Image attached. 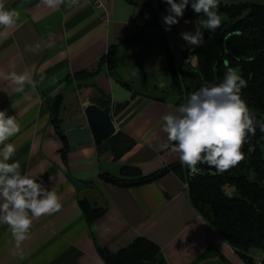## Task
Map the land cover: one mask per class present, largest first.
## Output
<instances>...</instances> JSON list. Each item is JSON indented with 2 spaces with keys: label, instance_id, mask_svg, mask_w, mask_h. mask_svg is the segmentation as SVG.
I'll return each instance as SVG.
<instances>
[{
  "label": "crops",
  "instance_id": "0c3cea01",
  "mask_svg": "<svg viewBox=\"0 0 264 264\" xmlns=\"http://www.w3.org/2000/svg\"><path fill=\"white\" fill-rule=\"evenodd\" d=\"M136 1L104 0V7L96 8L90 0H63L55 6L44 0H0L4 10L19 13L12 27L0 25V110L15 116L20 126L5 141L16 148L7 162L19 161L21 175L55 190L62 204L59 212L35 218L19 246L8 225L0 223V264H107L99 245L117 252L139 236L156 242L167 264H246L193 206L176 172L130 187L109 179L121 177L128 165L149 176L180 163L171 146L161 147L167 142L162 116L179 115L177 101L163 95L172 87L171 62L183 81L184 66L173 59L159 26L147 25ZM113 45L114 72L101 63ZM93 68L98 72L87 80L76 76ZM152 70L157 81L151 82ZM12 73L28 79L17 84ZM75 93L92 95L91 103L96 97L109 100L113 109L122 103L113 119L131 141L120 157L106 142L66 144L61 131L87 124L88 104H82L86 121L78 119L77 108L75 120L65 125L64 113ZM57 97L63 98L59 128L54 122ZM84 200L104 210L93 223ZM251 255L256 264L264 260L263 249Z\"/></svg>",
  "mask_w": 264,
  "mask_h": 264
},
{
  "label": "trees",
  "instance_id": "16d2710c",
  "mask_svg": "<svg viewBox=\"0 0 264 264\" xmlns=\"http://www.w3.org/2000/svg\"><path fill=\"white\" fill-rule=\"evenodd\" d=\"M179 2V0H177ZM184 15L207 19L203 14H196L191 3ZM137 5L148 19V26L161 24L160 13L167 14L168 7L158 0L157 8L152 0H137ZM218 12L226 15L221 26L211 32L207 29L204 43L197 47L193 54L198 60V73L204 85L211 86L222 82L228 67L239 66L240 75L247 81L241 97L251 109L254 118L255 135L248 133L241 151L244 159L235 167L224 173H216L206 164H198L200 174L189 175L187 166L180 163L171 165L159 172L144 176L135 166H124L121 177L111 178L119 185L130 187L155 181L170 171L180 175L188 186L191 203L217 230V232L235 249L246 264H256L251 252L263 249L264 243V132L260 125L264 123V0L258 3L226 5L220 3ZM116 46H111L101 63H106L114 72L118 66ZM227 49V50H226ZM172 87L180 90V74L171 62ZM98 72V68L85 69L77 73L80 80H87ZM127 88L130 86L121 82ZM184 83V81H183ZM185 91L191 88L185 86ZM95 104L104 108L110 101L96 97ZM180 105L179 102H177ZM63 98L57 97L54 102V122L59 128L63 119L60 117ZM60 134L68 144L64 131ZM130 138L119 131L105 144L120 157L129 148ZM227 187L235 188V195L227 193ZM87 219L95 222L104 213L102 208L92 207L88 201L81 202ZM99 253L107 264H167L161 247L145 236H139L129 245L114 252L102 245ZM264 264V260L262 261Z\"/></svg>",
  "mask_w": 264,
  "mask_h": 264
},
{
  "label": "clouds",
  "instance_id": "9594fccd",
  "mask_svg": "<svg viewBox=\"0 0 264 264\" xmlns=\"http://www.w3.org/2000/svg\"><path fill=\"white\" fill-rule=\"evenodd\" d=\"M49 6L62 3L63 0H44ZM168 7L167 15L162 16L170 31L179 23L189 6V0H162ZM229 0H224L227 4ZM221 0H194L191 9L196 14H203L207 19H200L196 32H182L180 35L189 45L200 46L204 43L200 27L215 32L221 26L218 12ZM147 18V17H146ZM19 19L15 10H4L0 3V25L12 27ZM185 23L190 21L185 20ZM227 50V49H226ZM227 71L222 82L211 86L204 85L192 92L186 103H182L174 112L162 116V131L167 134V142L162 148H169L179 154V162L187 166L189 175L202 172L198 164H206L214 168L216 173H224L237 166L243 159L241 151L248 133L255 135L254 118L250 116L247 102L242 99V89L247 81L237 70L225 65ZM17 84H23L27 76L11 74ZM19 90V89H18ZM264 132V123L260 125ZM20 132L15 116H6L0 110V223L8 225L17 246L27 239V233L35 218L46 214H54L61 210L62 204L55 190L48 191L41 182L30 175H21L19 161L8 163L15 155L16 148L5 143ZM42 197V198H41ZM31 215H30V214Z\"/></svg>",
  "mask_w": 264,
  "mask_h": 264
},
{
  "label": "rangeland",
  "instance_id": "374dc122",
  "mask_svg": "<svg viewBox=\"0 0 264 264\" xmlns=\"http://www.w3.org/2000/svg\"><path fill=\"white\" fill-rule=\"evenodd\" d=\"M157 2H158V0H152V5L154 7H156ZM159 15L161 18V23H163L161 13ZM226 18H227L226 15H221V20H225ZM185 20L190 21V23L186 24ZM199 20L200 19L196 16L186 17L184 15L183 18L179 19L178 24L173 25L171 27L170 31H165L166 25L164 23L158 25L159 28L164 33V40L171 45V53H172L171 55H172L173 59L176 62H178L179 65L181 63H183L184 68L189 69L192 72H198V60H197V57L193 54V52L199 46L189 45L186 41L183 40L180 33L190 32L194 35L196 32V25L199 24ZM200 31L203 33V37H204L207 29H205V28H203V26H201ZM186 53H188V54H186ZM231 68H234L235 70H237V72L239 74L241 73V69L239 66H231ZM150 76H151L150 77L151 82L157 81L158 73L156 70H152V73ZM180 78L182 81L181 74H180ZM163 96H172V98L174 100H176L177 102L182 104V103L187 102V98L189 97V92L185 91L184 83L182 81L180 90L179 89L176 90L173 87H170L169 89H167L164 92ZM92 101H93L92 95H88V94L77 95L75 93L74 97H72V100L69 103V107H68L67 112L64 113L65 125H67L69 122H71V120L72 121L75 120V118H76L75 110H77V108L78 109L80 108V113H81L80 116H78V119L82 118V120L85 122L86 118H85L84 111H83L84 109H82L81 107H82V104L83 105L91 104ZM250 113H251V109H250ZM78 119H76V120H78ZM65 125H64V127H65ZM105 146H107V145L105 144ZM226 190H227V193L229 195H235V188L234 187H227Z\"/></svg>",
  "mask_w": 264,
  "mask_h": 264
},
{
  "label": "water",
  "instance_id": "95a60500",
  "mask_svg": "<svg viewBox=\"0 0 264 264\" xmlns=\"http://www.w3.org/2000/svg\"><path fill=\"white\" fill-rule=\"evenodd\" d=\"M221 3L225 4L224 0H221ZM243 3H258V0H229L226 5ZM181 73L184 77L185 86L191 88L190 94L203 86L201 76L198 72H192L189 69L181 68ZM121 107V102L116 103L114 109L112 105L102 108L94 103L88 104L85 107L87 125L70 128L65 132L70 146L75 147L92 142L97 146H101L110 140L118 132V128L113 119V111L118 112Z\"/></svg>",
  "mask_w": 264,
  "mask_h": 264
},
{
  "label": "built area",
  "instance_id": "2783aa9c",
  "mask_svg": "<svg viewBox=\"0 0 264 264\" xmlns=\"http://www.w3.org/2000/svg\"><path fill=\"white\" fill-rule=\"evenodd\" d=\"M92 4L96 8H103L104 7V0H90ZM259 264H262V261L259 262Z\"/></svg>",
  "mask_w": 264,
  "mask_h": 264
}]
</instances>
